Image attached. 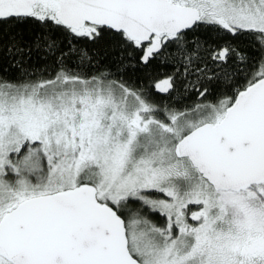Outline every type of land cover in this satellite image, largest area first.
I'll list each match as a JSON object with an SVG mask.
<instances>
[{
  "label": "snow or ice",
  "instance_id": "obj_1",
  "mask_svg": "<svg viewBox=\"0 0 264 264\" xmlns=\"http://www.w3.org/2000/svg\"><path fill=\"white\" fill-rule=\"evenodd\" d=\"M0 264H264V0H0Z\"/></svg>",
  "mask_w": 264,
  "mask_h": 264
}]
</instances>
